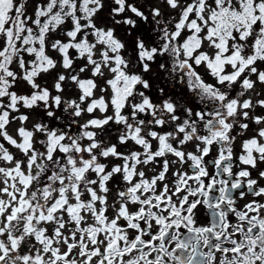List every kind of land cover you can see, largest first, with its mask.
<instances>
[{
	"label": "snow or ice",
	"instance_id": "1",
	"mask_svg": "<svg viewBox=\"0 0 264 264\" xmlns=\"http://www.w3.org/2000/svg\"><path fill=\"white\" fill-rule=\"evenodd\" d=\"M0 264H264V0H0Z\"/></svg>",
	"mask_w": 264,
	"mask_h": 264
},
{
	"label": "flooded vegetation",
	"instance_id": "2",
	"mask_svg": "<svg viewBox=\"0 0 264 264\" xmlns=\"http://www.w3.org/2000/svg\"><path fill=\"white\" fill-rule=\"evenodd\" d=\"M241 203H243V201ZM200 220L202 223L207 222V217L203 214V209H201Z\"/></svg>",
	"mask_w": 264,
	"mask_h": 264
},
{
	"label": "rangeland",
	"instance_id": "3",
	"mask_svg": "<svg viewBox=\"0 0 264 264\" xmlns=\"http://www.w3.org/2000/svg\"><path fill=\"white\" fill-rule=\"evenodd\" d=\"M249 135H251V133H249Z\"/></svg>",
	"mask_w": 264,
	"mask_h": 264
}]
</instances>
